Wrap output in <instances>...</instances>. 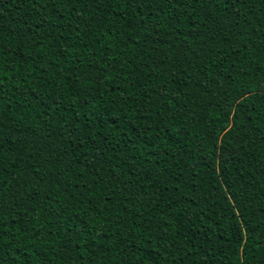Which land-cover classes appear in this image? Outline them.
Wrapping results in <instances>:
<instances>
[{
	"label": "trees",
	"instance_id": "1",
	"mask_svg": "<svg viewBox=\"0 0 264 264\" xmlns=\"http://www.w3.org/2000/svg\"><path fill=\"white\" fill-rule=\"evenodd\" d=\"M0 264H264V0H0Z\"/></svg>",
	"mask_w": 264,
	"mask_h": 264
}]
</instances>
